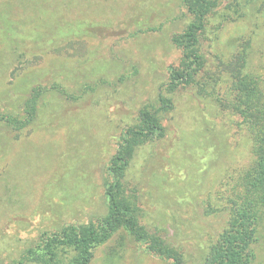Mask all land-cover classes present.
I'll use <instances>...</instances> for the list:
<instances>
[{
  "label": "rangeland",
  "instance_id": "rangeland-1",
  "mask_svg": "<svg viewBox=\"0 0 264 264\" xmlns=\"http://www.w3.org/2000/svg\"><path fill=\"white\" fill-rule=\"evenodd\" d=\"M259 6L258 29L254 20H209L210 85L175 92L165 137L141 146L128 170L140 223L179 249L186 264L207 263L234 218L228 200L235 180L254 161L237 114L234 66L255 29L256 57L264 51V0ZM57 16L114 33L26 55L18 44L39 43ZM188 23L181 0H0V114L24 120L33 87L49 88L33 124L15 131L0 124V264H11L44 232L107 214L104 180L118 138L180 64L172 36ZM144 24L160 30L130 39ZM255 252L252 264H264V213ZM90 264L170 262L121 230L94 250Z\"/></svg>",
  "mask_w": 264,
  "mask_h": 264
},
{
  "label": "trees",
  "instance_id": "trees-1",
  "mask_svg": "<svg viewBox=\"0 0 264 264\" xmlns=\"http://www.w3.org/2000/svg\"><path fill=\"white\" fill-rule=\"evenodd\" d=\"M181 1L189 23L181 33L172 36V43L182 52L180 64L170 67L169 80L160 86L157 97L142 106L136 122L126 126L118 138V149L109 163L104 180L107 214L89 223L67 224L57 231L42 233L11 264H90L94 250L121 230L144 245L148 253L168 260L170 264H186L179 249L140 223L138 207L129 191L128 170L141 146L165 137L164 120L174 108L175 92L181 87L191 86H199L204 91L210 85L211 63L203 38L209 20L217 15L224 19L254 20L258 29L260 0ZM50 26V34L42 36L39 43L32 46L28 43L18 44L26 55L51 50L67 39L85 36L105 39L114 33L106 24L58 16ZM256 29L238 52L234 66L237 114L240 126H243L253 145L254 161L235 180L228 200L234 218L217 236L206 264H252L256 259L255 245L259 241L264 213V51L256 57ZM157 30L160 27L151 24L137 25L129 38H138L141 34ZM48 89L40 85L33 87L24 104V120L19 119L18 114L9 112L0 114V124L14 131L33 124L37 118L39 100Z\"/></svg>",
  "mask_w": 264,
  "mask_h": 264
}]
</instances>
